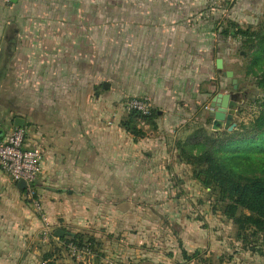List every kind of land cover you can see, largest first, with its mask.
Masks as SVG:
<instances>
[{
    "label": "crops",
    "instance_id": "0c3cea01",
    "mask_svg": "<svg viewBox=\"0 0 264 264\" xmlns=\"http://www.w3.org/2000/svg\"><path fill=\"white\" fill-rule=\"evenodd\" d=\"M45 1L0 0V134L17 127L19 119L26 144L41 148L35 188L44 221L24 204L17 183L0 170V252H20L24 238L33 237L41 226L59 245L63 241L55 237L57 230L93 236L112 250L117 264L133 259L142 264L151 247L142 241L147 220L152 217L158 232L164 230L162 216L148 212L140 200L143 194L136 191L164 187L163 171L178 165L167 162L179 156L168 144L171 137L202 119L214 89L211 45L171 26L173 22L135 20L126 27L123 76L139 80H131L123 95L147 98L158 109L156 132L145 127V135L134 139L116 119L106 123L84 108L89 100L83 84V26L60 22L52 24L59 33L47 32L51 25ZM115 62L108 57L109 77L120 74ZM109 85V94L116 96ZM155 208L162 209L163 202L155 201Z\"/></svg>",
    "mask_w": 264,
    "mask_h": 264
},
{
    "label": "rangeland",
    "instance_id": "374dc122",
    "mask_svg": "<svg viewBox=\"0 0 264 264\" xmlns=\"http://www.w3.org/2000/svg\"><path fill=\"white\" fill-rule=\"evenodd\" d=\"M45 2L47 22L49 26L51 25L47 28V32L61 31L59 28H54L55 25L52 24L55 23L68 21L82 24L83 28L79 29L83 32L84 96L85 100H89V104L85 101L84 108L89 113L91 110L97 112V118L106 123L116 119L114 123L125 130L121 123L127 121L128 114L133 111L128 108L129 102L133 99H141L123 95L125 90L129 89L131 80L134 84L139 80V78L123 76L122 71L124 33L126 27L135 20L173 22L174 25L171 26H180L181 30L187 31V34L197 40L204 39L203 44L211 45L212 48L211 82L214 89L210 93V99L217 93H231L234 94V99L239 101L233 109L231 122L219 131L211 129L212 109L209 100L205 102L202 119L196 120L186 132L171 137L168 144L174 151L183 148L188 137L200 128H203L207 134L250 131V123L264 109V92L257 86L258 79L249 69L252 43L259 33L264 34V0H46ZM224 31L227 33L224 34ZM182 36L181 32L180 37ZM111 56L116 58V68L121 69L117 70L120 74L116 77L108 76V57ZM216 58L222 60L221 70H214ZM224 71L233 72V78L238 84L237 91L232 89L231 79L224 77ZM62 79L66 81V78ZM109 82L111 89L115 88L116 96L113 92L109 94ZM103 83H108V87L103 88ZM91 101L94 103L91 104ZM157 114L158 109L152 107L147 114L137 112L133 125L141 135L133 136L134 139L145 135V127H148V131L156 132L154 122ZM207 118L210 121L205 125ZM185 151L191 155L203 152L192 145L187 146ZM261 153L255 152V156L260 157ZM178 155L167 159L168 163L175 161L178 165L174 164L170 170L163 171L162 189L148 188L136 191L143 194L140 195V200L148 212L155 210L162 216L164 230L163 234L159 233L157 227L153 226L152 217L148 215L151 220L146 222L147 235L142 241L151 247H148L147 253L142 255L144 258L142 264L264 262V247L255 246L254 251L248 250L255 243L256 245L261 243L263 237L261 235L250 237L246 247L244 242L240 241L236 226L226 215L225 205L218 201L217 191L203 186L195 178L198 167L194 161L188 164L181 158L179 151ZM248 174L264 177V172L258 169ZM179 182L178 186L174 185ZM155 201L163 202V208H155ZM23 202L44 223L41 211L26 199ZM34 234L33 237L24 238L20 252L5 249L0 252V264H82L71 257L65 245L53 241L50 238L51 234L47 238V229L44 230L40 226ZM156 234L159 235L156 237ZM244 234L247 236L251 232ZM159 236L162 242L159 241ZM85 237L84 242L91 245L93 255L91 259L87 258L86 264H117L114 257L110 256L112 250L110 248L106 250V245L104 246L101 240L88 235ZM195 237L199 244L197 248L193 244ZM150 248H157L159 251L154 254L149 250ZM182 251L186 253V257L183 256ZM125 264L138 263L133 259Z\"/></svg>",
    "mask_w": 264,
    "mask_h": 264
},
{
    "label": "trees",
    "instance_id": "16d2710c",
    "mask_svg": "<svg viewBox=\"0 0 264 264\" xmlns=\"http://www.w3.org/2000/svg\"><path fill=\"white\" fill-rule=\"evenodd\" d=\"M251 48L249 69L258 79L257 86L264 92V34L257 35ZM136 116L137 112L132 111L127 121L121 123L125 131L135 137L141 135L133 125ZM209 121L207 118L204 124L208 125ZM250 125V131H234L230 134H207L200 128L188 137L184 147L178 151L188 164L194 161L198 167L195 178L203 186L217 191L218 201L225 205V213L236 226L240 241L247 247L250 237H263L261 243L248 246V250L254 251L255 246L264 247V177L248 173L254 169L264 172V109ZM190 145L203 152L196 155L187 153L185 148ZM255 152H262L261 156L256 157ZM248 231L251 232L247 235L249 237L244 234ZM84 238L85 235L75 234L58 240L88 248L92 252L91 245L86 244ZM182 254L186 257L184 251Z\"/></svg>",
    "mask_w": 264,
    "mask_h": 264
},
{
    "label": "built area",
    "instance_id": "2783aa9c",
    "mask_svg": "<svg viewBox=\"0 0 264 264\" xmlns=\"http://www.w3.org/2000/svg\"><path fill=\"white\" fill-rule=\"evenodd\" d=\"M10 4L11 0H3ZM130 110L147 114L151 108L147 98L133 99L129 102ZM2 113L0 111V130ZM42 150L39 146L29 147L25 142V131L22 127H11L7 132L0 134V170L13 182L23 181L25 188L22 190L24 198L33 203L38 211H41L36 198L35 182L41 171ZM71 257L82 264L87 263V258L93 257L88 248H79L75 245L63 242Z\"/></svg>",
    "mask_w": 264,
    "mask_h": 264
},
{
    "label": "water",
    "instance_id": "95a60500",
    "mask_svg": "<svg viewBox=\"0 0 264 264\" xmlns=\"http://www.w3.org/2000/svg\"><path fill=\"white\" fill-rule=\"evenodd\" d=\"M215 66L217 70L222 69V60L216 59ZM223 75L227 79H231L232 89L234 91L238 90L237 80L233 78L232 71H224ZM106 86V84H104ZM238 100L234 99V94L231 93H217L210 102V107L212 112L210 113L212 119L211 129L213 131H219L222 128H226L227 125L231 122L233 109L238 105ZM19 119L16 120V126L21 127L17 122ZM17 188L19 190H23L25 188V183L23 181H19L17 183ZM64 236H72V234L67 233L62 230H57L55 232V237L62 238Z\"/></svg>",
    "mask_w": 264,
    "mask_h": 264
}]
</instances>
